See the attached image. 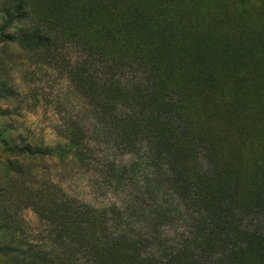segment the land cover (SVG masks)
<instances>
[{"label": "trees", "instance_id": "trees-1", "mask_svg": "<svg viewBox=\"0 0 264 264\" xmlns=\"http://www.w3.org/2000/svg\"><path fill=\"white\" fill-rule=\"evenodd\" d=\"M172 20L167 10L147 14L132 0H0L1 28L21 21L22 38L32 42H84L90 67L103 69V120L124 146L143 145L153 182L172 199L168 211L188 229L169 253L148 252L142 232L128 235L130 216L113 235L105 213L79 206L86 232L68 240L69 256L46 257L48 264H264L257 223L264 215V26L249 38L248 25L220 14ZM130 69L142 79L122 80ZM248 121L257 148L251 169L221 147L228 129L243 135ZM147 225L160 227L156 219Z\"/></svg>", "mask_w": 264, "mask_h": 264}, {"label": "rangeland", "instance_id": "rangeland-1", "mask_svg": "<svg viewBox=\"0 0 264 264\" xmlns=\"http://www.w3.org/2000/svg\"><path fill=\"white\" fill-rule=\"evenodd\" d=\"M132 4L152 15L165 9L173 24L220 14L248 25L249 38H256V30L264 26L260 0ZM1 25L0 21V264H48L46 257L69 256L68 240L86 232L88 217L80 209L84 206L105 213L113 235L121 233L119 224L130 216L128 235L142 232L148 252L177 248L188 229L168 211L172 199L153 182L143 145L124 146L115 127L103 120V69L96 63L90 67L84 42L44 45L22 38L26 23L15 21L4 29ZM137 74L130 69L121 77L128 82ZM92 76L96 89L90 84ZM199 108L203 120L206 106L200 103ZM260 121L263 131L264 117ZM215 127H204L203 137L211 138ZM228 132L222 151L251 167L257 150L249 141L254 137L252 124L248 121L243 135L235 129ZM150 219L158 221L156 231L149 230ZM73 220L81 221L82 227L73 228ZM259 222L264 228V215ZM12 243L22 249L5 247Z\"/></svg>", "mask_w": 264, "mask_h": 264}]
</instances>
